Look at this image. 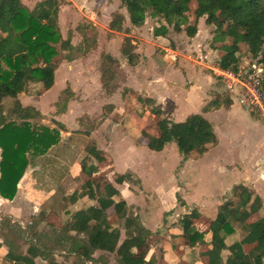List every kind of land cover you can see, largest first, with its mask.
I'll return each instance as SVG.
<instances>
[{"label":"crops","instance_id":"1","mask_svg":"<svg viewBox=\"0 0 264 264\" xmlns=\"http://www.w3.org/2000/svg\"><path fill=\"white\" fill-rule=\"evenodd\" d=\"M40 1L42 0H21L29 10H32ZM66 1L73 2V0ZM85 1L87 2V6L96 1L98 2V0ZM101 10L102 15H105L104 22L106 24V34L111 36L112 40H118L119 38V54H121L120 47L125 35L109 30L112 14L115 12L123 14L125 19L123 26L129 29L127 37L132 39V44L135 46L134 53L137 57L134 65H129L126 61L128 72L130 73V83H127L126 86L130 89H124L120 96L119 94H113L112 97L109 96L107 98L108 94L104 91V85L100 83L102 75L99 74H96L95 80L92 82L95 83V86H92V83L90 85V81L87 77L83 85H77L79 74L81 75L82 72L84 74L87 71L89 60L93 56L96 57L97 53L99 60L102 54L109 55L114 60L117 59V56L111 51H104V48L100 46V30L97 31L96 46L87 54L72 62H67L60 55L56 56L54 61L57 67L54 72V83L51 87L56 84L59 71L63 69L65 72L62 90L56 99L52 100V107H54V114L56 115L54 117L55 124L58 123L64 126L63 130H60V141L57 145L51 147L46 154L35 158L34 161L28 165L27 170L17 185L16 195L12 200L9 201L0 197L1 218H8L12 224L18 223L21 229H25L26 216L36 214L41 210L44 204L47 205L49 203L51 198L54 197V194L63 187V182H61V186H59L58 183L60 181L66 178L72 180L76 177L80 178L84 176V182L86 176L81 171L80 162L81 159L86 156L84 152L86 143L92 141L95 143L96 149L100 152V155L104 158L102 162L98 164L94 163L98 168L95 177L98 179L104 178L105 182H100L101 185L111 183L119 192V198H122L127 204L131 214L138 217L143 227L151 233L147 239L148 248L145 252V259L150 260L152 258L156 261V264H205L207 259L202 254L201 247L198 244L190 247L186 243V235L183 234L179 224V220L183 215L189 213L192 209H196L199 212V218L193 221V225L198 232L204 234V241L209 242L211 234L208 230V226L217 214L218 208L226 202V214L231 204L236 205L237 196L232 197L230 195H232L234 187L242 185L253 194L257 195L262 203L261 209L256 213L258 216L255 217L254 220H251L250 216L245 222V225L264 216V201L262 199L264 197L256 185L250 187L247 183L235 184L234 181H232L239 178H249L251 174H255V176H264V153L259 155L258 153L244 151L245 149L243 148H239L238 151L232 152L229 161L233 159V154H241L240 159L242 168H244L241 172L227 171L224 165L227 161L222 160V156L220 155L222 142L224 140L229 142L230 140L234 141L237 139L243 147L248 143L249 137L247 133L239 131L233 126L232 119L235 116L244 115L246 123L254 128H259L261 126H259L261 121L255 120L253 116H251V112L240 107L234 99L230 97L225 98L221 82L215 75L221 55V47L224 44L230 43V41H224L222 43L218 40L217 43L211 46L207 44V42L204 44V40L209 38V34L208 36L205 34L206 32L208 33L209 30L208 26L205 25V17H201L196 21L197 32L193 37H188L185 32H183L184 29L181 33L172 32V34H170L156 27V23L150 24L151 26L149 27L148 21L154 20L149 18H146L141 27H133L129 23L127 13H123L121 10H118L117 7L113 8L112 6V8H109L108 4L102 5ZM59 18L60 15L58 20ZM58 24L60 26L59 21ZM148 30H151L152 36L156 38L163 36H169V38L167 37V39H165L166 43L157 44L156 48L155 45L153 46L151 43L148 44L147 41L143 42L142 40H145V37L148 39ZM60 32L62 37L66 38L62 30H60ZM119 35L123 37L121 38ZM183 38L190 39L191 44L185 45L187 40H183ZM81 41L82 39L79 40L76 37L71 38V42L74 46L80 44ZM194 52H196L195 56L190 57L189 55H194ZM58 57L62 59L61 62L58 61ZM77 66L80 67L77 68ZM80 78L82 77L80 76ZM36 83L38 86H41L39 82ZM28 84H32V82ZM219 87L222 89L221 93L218 92ZM40 88L42 95L40 100H43V98L51 92V88H49V90L44 89L43 86ZM67 88H69L71 92V97L65 108L61 109V106H57V104L64 99V91ZM23 93L24 91L21 94ZM138 97L149 98L152 101V105L161 111V115L171 122L180 123L192 114H200L212 124L213 131L217 137V143L209 147L206 152L201 155L192 153L185 159L178 153L174 143H168L161 151L156 152L162 156L160 160L161 164L167 166L166 172L169 173L168 185H162L161 182H158L153 183L151 188L149 185L147 186L148 177H146L144 173H155L154 167L144 166L142 165L144 163L138 164L137 161H134L136 160L135 156L137 151H140L142 147L148 149L146 146L147 139L143 136L142 132L149 135H157L158 132L155 124L161 115H153L148 111L149 109L145 111L147 112V116H151V118L154 119V122L151 132H146L144 131L145 129H141L140 138L143 142L138 146L132 142L130 137L122 132V129L116 127L118 124H115L116 126H114L115 131L113 134L108 133L112 125L110 117L122 110V103L127 101L138 102ZM75 98L98 99L101 103V111L103 110L104 114H111L101 119L97 127L93 128L89 133L86 131L84 132L82 127L76 128V130H74L76 131L75 133L67 132L66 129L68 126L66 118H68L69 115L79 114L82 111L85 112L86 115L93 114L91 111L92 106H88L87 104L84 106L81 105L78 107L79 109H75L73 106L74 102H71ZM17 99L22 105L20 95ZM214 99L228 104L227 106L221 104L217 109L203 112V107ZM10 101L13 102V99H4L0 107L2 108L4 104L11 105ZM40 104L42 106V102ZM47 104L48 102L42 107L46 109L48 107H46ZM106 105H112L113 109L107 112L104 108ZM139 106L140 105H138V107ZM237 106L241 111L238 110ZM22 107H32L39 111L42 116L41 109L35 105L25 104L22 105ZM66 109L68 110L67 114H65ZM134 112L137 119H139L138 117L140 116L137 115L135 110ZM3 115L7 117L9 112L6 113L3 111ZM54 125L50 126V128L56 127ZM119 126H121V124H119ZM108 136L111 137V143H114V141L116 143L112 148L108 146ZM98 137H101V140H99ZM75 146H79V152L81 153L80 155H82L78 162H74L73 158H69L70 155H73L74 149L77 148ZM260 146L264 147V141L258 143V147ZM170 148L173 150L172 155L166 153ZM59 158L61 161L65 160V162H60L61 167L58 165ZM110 161L117 164L113 172V178L110 177L112 172H108L110 169L108 162ZM93 162L94 161L91 163ZM168 162L171 164L168 165ZM260 163L261 168H257L256 165ZM141 166H144V168L147 167L143 174L139 172V170L142 171L138 168ZM176 167L178 168L176 169ZM222 167H224V169H222ZM235 173H238V175L236 176ZM130 174L133 176L134 180H138L137 185L128 181L127 178ZM120 176H123L124 180L121 183H117L116 180ZM132 176H130L131 179ZM48 177L51 179L55 178V182L49 184L47 180ZM62 177L63 179L61 180ZM228 177H231L232 180H227ZM251 177L253 176L251 175L250 178ZM192 179H195V181L189 183ZM188 184L191 185L188 186ZM75 191L76 189L69 194V197ZM80 191L81 189L76 192L79 193ZM177 195L181 198L180 200L183 204L178 201ZM114 199L118 200V197ZM69 203L68 209L71 212L69 215L77 210L95 205V201L89 199L88 196L77 198L73 203L69 200ZM107 217L112 225L118 227V222L120 220L115 217L112 209L107 210ZM43 223H45V220ZM238 228V224H233V233L227 235L225 238L226 245L240 241L243 238L245 234L237 240L228 242V240H231L235 236ZM121 231L122 230H120V240L124 238V229L122 231V238ZM0 244V264H24L8 260L5 257L7 248L3 244V239L1 238ZM243 248L245 251L248 247L243 246ZM100 255L108 257L107 254L101 251H96L93 257L96 259ZM223 255H228V253L224 252ZM54 257L57 264H74L75 261L73 255L66 258L54 254ZM38 260L41 263H38ZM34 261L36 264H44L40 258H36ZM86 264L91 263L88 262ZM107 264H109V258Z\"/></svg>","mask_w":264,"mask_h":264},{"label":"trees","instance_id":"2","mask_svg":"<svg viewBox=\"0 0 264 264\" xmlns=\"http://www.w3.org/2000/svg\"><path fill=\"white\" fill-rule=\"evenodd\" d=\"M119 1L131 26L141 27L149 17L163 21L166 26L160 25L159 28L165 32L171 27L173 33H181L185 27L184 32L188 37L195 35V24L201 17H205V23L210 25H219L223 20L229 19L227 29L218 39L223 43L225 36L230 38V43L221 47L218 68L237 70L242 53L241 44L247 50L243 54H248L253 59L259 58V62L264 65V0ZM192 3L195 4L194 24H189L184 14L188 13ZM59 7L58 0H42L32 10L21 0H0V104L6 98L13 99L8 117L3 115L0 107V197L9 201L16 195L17 185L29 162L28 157L45 154L60 140L58 127L50 128L32 123L41 114L32 107H22L17 96L24 91L28 82H39L45 89L51 88L57 67L54 61L56 56L60 55L67 62H72L96 46V32L91 31L87 35L82 24L76 27L82 36L80 44H72L70 31L66 38L62 37L58 24ZM124 20L123 14L115 12L112 14L109 30L125 35L120 53L129 65H134L137 59L135 46L132 39L127 37L129 29L124 28ZM102 59L115 62L109 55L101 56ZM70 94L69 88L65 89V97L57 106L64 109ZM137 100L140 106L147 105L151 114L161 115V111L152 105L149 98L138 97ZM221 104L227 106L228 103L214 99L202 111L217 109ZM104 108L110 112L113 106L106 105ZM138 114L141 116L142 112ZM155 127L157 135L142 132L147 139V148L153 152H159L168 143H174L178 153L185 159L192 153L201 155L217 143L212 124L200 114H192L180 123L171 122L161 115ZM84 152L86 156L81 160L80 168L86 180L80 187L81 191L73 192L69 200L73 203L77 198L88 196L95 201V205L75 211L61 224L57 237L65 245L61 246L62 251L74 256V264H107V256L100 255L96 259L93 257L96 251L114 255L115 264H156L152 258L145 259L147 239L151 233L143 227L138 217L131 214L112 184L101 185L100 179L95 177L98 168L94 163L104 160L95 143H86ZM92 161L94 162L91 163ZM123 180L124 177L120 176L116 181L121 183ZM233 193H237L236 205L228 216L225 214L226 202L218 208L208 226L211 234L209 242L204 241V234L198 232L193 225V221L199 218L196 209L181 217L179 224L186 235V243L190 247L197 244L201 247L202 254L207 259L205 264H262L264 216L245 225L248 218L261 209V200L242 185L234 187ZM109 209L123 222L122 240L120 229L108 221ZM3 220L8 222V218ZM233 224L243 226L245 235L240 241L226 245L225 235L233 233ZM18 228L21 235L26 233L19 226ZM39 238L40 236H36L34 243L26 244L24 253L16 252L20 247L15 242L3 240L7 248L5 257L24 264H36V258H40L44 264H57L53 250L39 246ZM243 246L248 247L246 252ZM224 252L228 253L225 257Z\"/></svg>","mask_w":264,"mask_h":264},{"label":"rangeland","instance_id":"3","mask_svg":"<svg viewBox=\"0 0 264 264\" xmlns=\"http://www.w3.org/2000/svg\"><path fill=\"white\" fill-rule=\"evenodd\" d=\"M60 3V7H59V12H58V17L60 15L59 18V23H60V30H62L64 37H66L67 31H70L73 35L72 37H76L79 40L82 39L81 34L79 33V31L76 30V27L78 24H82L84 26V33H86L87 35L91 34V31H95L96 32V37H97V31L100 30V34H99V42H100V46H102L105 50H109L111 51L114 55L117 56V59L115 60L114 63L106 60V59H98V53L95 56H93L88 64V68L87 71L83 74V72L81 73V75L79 74V80H77V85L80 86V84L83 85V83L85 82V79L87 77V79H89L90 81V85L91 83L95 80L96 74L102 75V78H100V83L103 84V88L105 93L108 94L107 98L110 96L112 97L113 94H116L120 96L121 92L125 89H130L129 87L127 88L126 84L130 83L129 79H130V73L128 72V65L126 64V59L119 54V49H118V40L111 39V36L106 34V24L104 22V16L102 15V10H101V6L104 4H108L109 8L113 6V8H116L118 10H121L123 13L126 14L125 9L121 6V3L119 0H98V2H94L91 3V5L87 6V2L85 0H73L72 1H66V0H58ZM62 6V7H61ZM194 7L195 4L192 3L190 5V9L188 11V13L184 14L185 18L187 19L189 24H194V15H193V11H194ZM149 18V17H148ZM149 19H153V18H149ZM157 24L156 27H159L160 25H165V23L161 20H149L148 21V25L149 27L151 26L150 24ZM230 23L229 19H225L223 20V22L219 25L215 24V25H210V24H205L206 26H208V33L206 32V36H208L209 34V38H206L204 41V44H210L213 45L214 43L218 42L219 36L224 34V31L227 29L228 25ZM196 25V24H195ZM98 28V29H97ZM167 33L172 34V28L168 27L167 28ZM185 30V27L183 28ZM184 32V31H183ZM197 32V30H196ZM166 33V32H165ZM147 35H148V39H146L144 41H147L148 44H152L153 46L155 45L157 48V44H161V43H166L167 37L169 38V36H163V37H154L152 36L151 30L147 31ZM165 35V34H164ZM184 35V34H183ZM119 37H123L122 35H119ZM193 37V36H192ZM183 40H187L186 44H191V40L190 39H186L183 38ZM182 40V42H183ZM225 41L229 42L230 38L229 37H225ZM240 51L242 53H240V65L244 66L246 62L252 60L253 58L248 55V54H243L244 51L246 50V46L245 45H241L240 46ZM194 55H189L190 57L195 56ZM102 56H104V54H102ZM259 59V58H258ZM58 61L61 62L62 59L60 57H58ZM80 66H77V68H79ZM65 72L64 70H60L58 75H57V81L56 84H54L53 87H51V92L46 95L45 98H43V100H40V97H42L41 95V83H39L41 86H38V84L36 82H32V84H26L25 89H24V93L23 94H19L21 101H22V105L25 104H29V105H35L37 107H39L42 111V116L39 119L33 120L32 123L35 125H45V126H53L55 124L54 121V117L56 116L54 114V107H52V100L56 99V97L60 94L61 90H62V84H63V76H64ZM80 76L82 78H80ZM92 86H95V83H92ZM44 88V87H43ZM45 89V88H44ZM49 90V89H48ZM221 88H218V92L221 93ZM112 94V95H111ZM19 95L17 97H19ZM225 96V95H224ZM226 98V96H225ZM42 102V106L45 105L47 102L48 104L46 105V109H44L41 106ZM71 102H74L73 106L75 109H77L78 107H80L81 105H88V106H92V113L90 115H86L85 112H80L79 114H75V115H69L68 118H66L67 121V126L68 128L66 129L67 132H76L74 130H76V128L78 127H82L83 131L85 132H90L93 128H96L97 125L99 124V121L101 119H103L105 116H109V114H104L103 110L101 111V107H100V101L98 99H91V98H75L73 99ZM11 105H12V101H10ZM11 105L8 104H4L3 107L1 108V111H4L6 113H8L10 111ZM122 105V110H120V112H118L115 115H112L110 118V122L112 123L111 128L109 130L108 133H112L115 131V124H118V126H116L118 129H122V132L125 133L126 136L130 137L132 139V142L134 144H136V146L140 145L143 140L140 138L141 135V129H145L144 131L146 132H151L152 126H153V122L154 119L151 118V116H147V112H145L146 110H148V106L144 105V106H139L140 103L135 102V101H127L121 104ZM42 107V108H41ZM136 107H138L137 109H135ZM73 108V109H74ZM238 110L241 111V109H239V107L237 106ZM79 109V108H78ZM134 110L137 112V115L139 116V112H142V115L140 117H138L139 119H137V116L134 112ZM67 109H66V113L67 114ZM122 111V112H121ZM75 112V111H74ZM144 114V115H143ZM251 116H253V118L255 120L261 121L259 124V128H254L250 125H248L246 123V118L244 115H237L235 116L232 121H233V126L234 128H237V130L242 131V132H246L249 140L248 143L245 145V147L242 146L241 143H239V140H230L229 142H227V140H224L222 142V148H221V153L220 155L222 156V160H226L227 162H225V169H227V171L231 172V171H237V172H241L242 170H244V168H242V162L240 159V155L239 153L237 154H233V159L229 161L230 156L232 155L231 153L234 151H238L239 148H243L245 149L244 151H250L252 153H258L259 155L264 153V147L260 146L258 147V143L261 141H264V120L259 117L257 114L252 113ZM8 117V115H7ZM249 117V116H247ZM253 119V120H254ZM252 120V119H251ZM254 120V121H255ZM76 122V123H75ZM119 124H121V126H119ZM54 128H59V132L60 130H63L64 126H60L59 124H55ZM65 130V129H64ZM142 130V131H143ZM109 137V136H108ZM99 140H101V137H98ZM60 141V140H59ZM59 143V142H58ZM111 137H109L108 139V146L110 148L113 147V145H116L115 141L114 143L112 142L111 144ZM57 145V144H56ZM53 147V146H52ZM77 147V146H75ZM256 148V149H255ZM49 150V149H48ZM47 150V151H48ZM74 153L73 155H70L69 158H73V161L78 162L82 155H80L81 153L79 152L80 148L79 146L77 148L74 149ZM47 153V152H46ZM45 153V154H46ZM167 154L172 155L173 154V150L170 148L166 151ZM229 153V154H228ZM44 155V154H43ZM42 156V155H40ZM39 156L36 157H28V165L30 163H32L34 161L35 158H37ZM136 160L138 164H142L144 166H150V167H154V171L155 173H144V175H146V177H148V181H147V186L149 185V187L151 188V186L153 185V183H158L161 182L162 185H168V172H166L167 170V166H163L161 164V154H158L156 152H152L149 151L148 149H146L145 147H142V149L140 151H137L136 153ZM82 160V159H81ZM60 162H65V160H62L59 158L58 159V165L59 167H61V163ZM171 163L168 162V165H170ZM27 165V167H28ZM108 166L110 167V169L108 170V172H112L110 174V177L113 178V172L115 171L117 164L113 161L108 162ZM144 166L138 167L140 168L142 171L139 170V172H143L146 170V168H144ZM26 167V170H27ZM257 168H261V163L256 165ZM178 167H176L177 169ZM251 168V165H250ZM256 168V169H257ZM222 169H224V167H222ZM25 170V171H26ZM247 172V171H246ZM25 173V172H24ZM116 173V172H115ZM49 174V173H48ZM236 176L238 175V173H235ZM251 174V172H250ZM50 175V174H49ZM253 176L250 178V176ZM246 178H239L236 180H232L231 177H228L227 180H232L234 181L235 184H239V183H247L248 186L252 187L254 185H256V187L258 188V190L260 191V193L262 194V196L264 197V176H255V174H251ZM52 176V175H51ZM130 176H132L131 174L129 175V177L127 178L128 181L130 183H133L134 185L138 184V180H134L133 176L132 179L130 178ZM23 177V176H22ZM63 179V177L61 178V180ZM85 179L84 176L82 177H76L75 179L69 180V179H63L62 181H60L58 184L59 186H61V182H63V187H61V189L58 190L57 193L54 194V197L51 198V200L49 201V203L46 205L44 204L43 207L41 208V210L39 212H37L34 215H28L26 216L25 219V229H23L26 233H24V235H21V233L19 232L20 229L18 228L19 224L15 223L12 224L10 222V220L8 219V222L6 220H3V218H1V213H0V238L6 241H13L16 243V245H18L20 248L22 246L21 249H19L18 251H16L17 253H24L25 249H26V244H30V243H34L35 242V238L36 236H40L39 241L37 239V243H39V246L45 248L46 250H53V254H57L60 257L64 256L66 258H68V256L65 254L64 251H62V247L61 246H65L62 245V243L60 242V240L57 237V231L59 229V227L61 226V224H63L66 220L69 219L70 217V210L68 209L69 207V194L72 193V191L74 189H76V191L78 192L80 190V187L83 183V180ZM47 180L49 181V184H52L53 182H55V178L51 179V178H47ZM225 180V179H223ZM101 182H105L104 178L100 179ZM195 179H192L191 182H194ZM69 182V183H68ZM68 183V184H67ZM67 184V185H66ZM191 185V184H190ZM188 184V186H190ZM193 185V184H192ZM153 188V187H152ZM237 193H233L232 197L236 196ZM177 199L179 202H181V204H183V202L180 200L181 198L177 195ZM264 201V198H262ZM234 204H231L228 208V210L226 211V215H229L230 212L233 210L234 208ZM257 214H252L251 215V220H254L255 217H257ZM45 220V223H43V221ZM8 223V226H7ZM20 227V226H19ZM118 228H120V230L123 231V222L119 221L118 222ZM122 231H121V238H122ZM245 234V229L243 226L239 225V228L237 230V233L235 234V236L231 239L228 240V242H232L233 240H237L240 237H242ZM227 237V235H225V238ZM19 243L21 245H19ZM25 244V245H24ZM247 251V249L245 250ZM226 255H223V257H225ZM108 258H109V264H114V255L112 254H108ZM38 263H41L38 260ZM264 264V262L262 263Z\"/></svg>","mask_w":264,"mask_h":264},{"label":"built area","instance_id":"4","mask_svg":"<svg viewBox=\"0 0 264 264\" xmlns=\"http://www.w3.org/2000/svg\"><path fill=\"white\" fill-rule=\"evenodd\" d=\"M215 75L226 97L264 120V65L258 58L246 62L244 66L238 64L236 71L217 67Z\"/></svg>","mask_w":264,"mask_h":264}]
</instances>
